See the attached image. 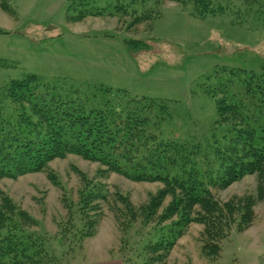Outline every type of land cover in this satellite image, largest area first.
Wrapping results in <instances>:
<instances>
[{
  "label": "rangeland",
  "instance_id": "rangeland-1",
  "mask_svg": "<svg viewBox=\"0 0 264 264\" xmlns=\"http://www.w3.org/2000/svg\"><path fill=\"white\" fill-rule=\"evenodd\" d=\"M211 1L215 7H225L224 12L198 18L191 14V3L178 5L175 0H162L158 5V0L0 1V87L10 79L34 74L59 90L94 93L123 109L133 106L129 103L135 101L132 97L165 100L177 114L164 123L163 136H202L216 117L215 99L204 87L218 88V79L229 72L224 68L258 71L264 63V0L252 7L245 0ZM5 105L7 114L19 110L9 100ZM214 139L221 142L220 135ZM256 183L255 176H245L225 189L211 191L225 201L254 193ZM162 188L159 182L132 181L74 154L52 159L39 172L0 179L1 195L15 207L12 218L20 222L18 214L25 213H21L20 224L47 240L48 254L56 256L52 261L74 257L69 264L88 259L87 249L82 251L87 238L68 253L60 243L58 223L72 246L91 231L90 222H98L91 252L103 248V256L109 257L110 251L124 258L125 264H139L135 238L122 244L118 226L125 229L130 211ZM81 198H85L87 211L82 215L88 226L74 234L72 229L81 227L76 211ZM139 223L128 226L137 229ZM166 227L168 223L141 224L143 232ZM201 230V225L192 223L167 264H264V201L255 207L250 227L238 231L233 226L221 241L215 261L201 256Z\"/></svg>",
  "mask_w": 264,
  "mask_h": 264
},
{
  "label": "trees",
  "instance_id": "trees-1",
  "mask_svg": "<svg viewBox=\"0 0 264 264\" xmlns=\"http://www.w3.org/2000/svg\"><path fill=\"white\" fill-rule=\"evenodd\" d=\"M245 1L252 7L262 0ZM161 2L158 0L157 5ZM175 2L191 3V14L198 18L217 15L225 8L215 7L211 0ZM224 70L229 72L218 79V88L204 87L215 99L213 125L202 136L187 133V139L163 136L164 123L177 114L168 101L132 97L135 101L129 103L133 106L128 104L123 109L94 93L87 95L77 88L59 90L42 83L34 74L10 79L0 87V179L39 172L52 159L74 154L132 181L159 182L163 188L150 195L137 210L130 211L128 223L140 220V227L118 226L122 244L135 238L139 264H167L177 241L192 223H197L202 226L201 256L215 261L221 241L229 236L233 226L238 231L250 227L255 207L264 201V63L258 71ZM107 89L126 94L123 90ZM5 100L18 104L19 110L7 114ZM220 127L223 136L222 131H216ZM218 135L220 143L214 139ZM252 175L257 181L254 193L225 201L212 194V189H225ZM167 198L170 200L163 208ZM81 199L76 207L81 227H74V234L88 226L82 215L87 211L85 198ZM13 207L0 193V264H45L48 260L59 264L72 259L60 256L52 261L56 256L48 254L47 240L20 224L25 213L20 212V222L15 221ZM174 217L176 220L170 221ZM154 222L168 223V227L141 230V224ZM58 225L60 243L69 253L80 248L84 238L93 237L98 222H90L91 231L72 246L62 225ZM144 256L146 259L142 260ZM122 261L125 264L124 258Z\"/></svg>",
  "mask_w": 264,
  "mask_h": 264
},
{
  "label": "crops",
  "instance_id": "crops-1",
  "mask_svg": "<svg viewBox=\"0 0 264 264\" xmlns=\"http://www.w3.org/2000/svg\"><path fill=\"white\" fill-rule=\"evenodd\" d=\"M91 239H95V236L87 238L85 240L84 244H86V245L84 246V248H83L84 250L82 249V251H85V248L87 249V251H88L87 257H88V259L86 261H82L81 264H123L122 258L119 255L110 254V251L108 252L109 253V257L103 256L102 253H104V250H105L103 248H100L97 251L91 252V250H90ZM89 240H90V242H89ZM74 259L75 258H72V259L66 260V261H62L59 264H61V263L69 264V262L74 260Z\"/></svg>",
  "mask_w": 264,
  "mask_h": 264
}]
</instances>
